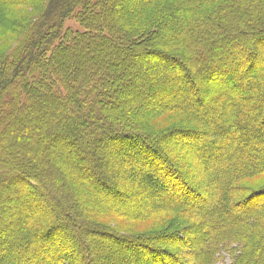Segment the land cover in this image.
<instances>
[{
  "label": "trees",
  "instance_id": "obj_1",
  "mask_svg": "<svg viewBox=\"0 0 264 264\" xmlns=\"http://www.w3.org/2000/svg\"><path fill=\"white\" fill-rule=\"evenodd\" d=\"M122 1L0 0V264H264V0Z\"/></svg>",
  "mask_w": 264,
  "mask_h": 264
},
{
  "label": "rangeland",
  "instance_id": "obj_2",
  "mask_svg": "<svg viewBox=\"0 0 264 264\" xmlns=\"http://www.w3.org/2000/svg\"><path fill=\"white\" fill-rule=\"evenodd\" d=\"M142 2V0H140ZM122 5L127 9H131L132 5L130 6L127 2L124 0L122 1ZM24 7H18V8H12L9 9L6 13L7 17L12 20H17L21 21L20 24H22L24 21H29L32 19V15L29 14L28 10L23 9ZM25 24V23H24ZM67 27L77 29V24L72 20V21H67L65 24ZM16 33L12 31H4V29H0V57L4 55L6 51H8L16 42ZM171 52L173 51H179V49H172L169 50ZM170 120V119H169ZM168 120H165L163 118L154 120L152 123H147L146 126L147 128L150 129H162L165 127V124L167 123ZM170 144H173L172 141L169 139L168 141ZM264 176L261 177H255L251 180H248L245 184L250 186V187H259L261 186L259 183L264 182ZM256 183V184H255ZM100 225H103L104 227H107L111 230L119 231V232H124L126 234H139L143 233L146 231H151L154 230L156 231L159 229L161 226L164 224V220L160 219L158 217L153 218V219H148L145 222H139V223H134V222H129L126 220H122L116 217L112 216H103L101 218H98ZM217 264H230V260L227 256H224V258L218 262Z\"/></svg>",
  "mask_w": 264,
  "mask_h": 264
}]
</instances>
